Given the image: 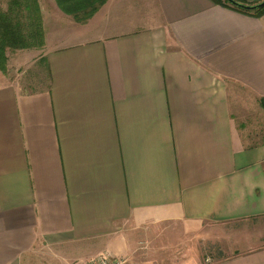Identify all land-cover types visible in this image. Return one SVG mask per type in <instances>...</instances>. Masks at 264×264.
I'll use <instances>...</instances> for the list:
<instances>
[{
  "label": "crops",
  "instance_id": "crops-1",
  "mask_svg": "<svg viewBox=\"0 0 264 264\" xmlns=\"http://www.w3.org/2000/svg\"><path fill=\"white\" fill-rule=\"evenodd\" d=\"M56 2L49 87L0 72V264H264V14Z\"/></svg>",
  "mask_w": 264,
  "mask_h": 264
},
{
  "label": "trees",
  "instance_id": "trees-1",
  "mask_svg": "<svg viewBox=\"0 0 264 264\" xmlns=\"http://www.w3.org/2000/svg\"><path fill=\"white\" fill-rule=\"evenodd\" d=\"M58 6L80 24L87 23L108 0H56ZM245 14L263 15L241 0H216ZM42 14L38 0H11L7 10L0 8V71H6V49L39 46L43 43ZM264 108V97L260 100Z\"/></svg>",
  "mask_w": 264,
  "mask_h": 264
},
{
  "label": "rangeland",
  "instance_id": "rangeland-1",
  "mask_svg": "<svg viewBox=\"0 0 264 264\" xmlns=\"http://www.w3.org/2000/svg\"><path fill=\"white\" fill-rule=\"evenodd\" d=\"M10 1L11 0H0V8L3 10H7ZM59 9L60 12H62L63 14L62 16L64 18H68V19L71 18L75 23L80 24L77 22V20H75V18L72 15L65 13L60 7ZM46 13L48 20H50L52 18L50 16L51 12L48 10V12ZM44 21L45 20L43 16L41 21V29L43 32L42 44H40L39 46L26 47V48L23 47L15 48V49L8 48L6 49L5 52L6 54L5 67L7 73L9 74V78L19 83H23L22 87L25 90L39 91L41 89H46L49 87V83H50L49 74L47 72L46 65L42 61L44 55L46 54V48H47L46 41L48 36V33L46 31V23ZM263 128L264 126L262 127V129H258V132L261 131V134H259L260 136L258 137V141L261 138L262 141H264ZM104 254L112 257L109 253H104ZM44 259L45 258H43L42 256L41 257L35 256L31 259L30 264H47L44 262ZM77 263L79 262L75 261L71 264H77Z\"/></svg>",
  "mask_w": 264,
  "mask_h": 264
},
{
  "label": "built area",
  "instance_id": "built-area-1",
  "mask_svg": "<svg viewBox=\"0 0 264 264\" xmlns=\"http://www.w3.org/2000/svg\"><path fill=\"white\" fill-rule=\"evenodd\" d=\"M77 264H128L127 260L114 259L108 255L102 254L96 259H93L86 263H77Z\"/></svg>",
  "mask_w": 264,
  "mask_h": 264
},
{
  "label": "water",
  "instance_id": "water-1",
  "mask_svg": "<svg viewBox=\"0 0 264 264\" xmlns=\"http://www.w3.org/2000/svg\"><path fill=\"white\" fill-rule=\"evenodd\" d=\"M256 7H257V8H263V7H264V2L258 4Z\"/></svg>",
  "mask_w": 264,
  "mask_h": 264
}]
</instances>
